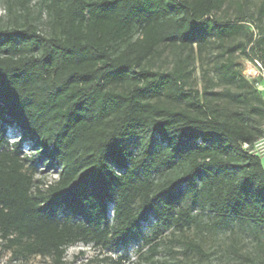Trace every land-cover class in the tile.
<instances>
[{
    "label": "trees",
    "instance_id": "1",
    "mask_svg": "<svg viewBox=\"0 0 264 264\" xmlns=\"http://www.w3.org/2000/svg\"><path fill=\"white\" fill-rule=\"evenodd\" d=\"M5 1L16 15L32 0ZM224 4L37 0L44 29L0 26V241L12 258L64 264L71 246L116 252L132 240L159 264L161 235L197 210L212 229L264 233V168L249 150L259 132L186 89L207 31L241 30L213 20ZM164 49L173 67L153 72Z\"/></svg>",
    "mask_w": 264,
    "mask_h": 264
},
{
    "label": "rangeland",
    "instance_id": "2",
    "mask_svg": "<svg viewBox=\"0 0 264 264\" xmlns=\"http://www.w3.org/2000/svg\"><path fill=\"white\" fill-rule=\"evenodd\" d=\"M38 12L37 0L31 1L27 11L17 9L16 15L8 13L6 1L0 0V26L35 22L44 29L47 16L43 13L39 18ZM213 20L239 21L241 30L222 40L207 31L201 51L194 49L186 89L197 93L200 102L219 118L232 120L241 116L257 129L259 138L249 150L259 157L264 168V0H225L222 11ZM173 62L170 50L164 49L150 68L153 72L169 73ZM156 97L164 98L162 93ZM51 173L41 178L47 182L55 179ZM188 204L189 200L184 199L183 205ZM194 214L197 217L193 216L182 230L171 227L164 231L155 261L159 264H264V233L259 227L234 223L228 229H212L208 226L210 215L199 210ZM189 245L201 252L190 249ZM138 249L132 240L116 252H100L77 244L66 250L64 264H115L120 257L124 259L121 264H150L138 258L146 248ZM0 264H51V261L40 257L14 259L0 241Z\"/></svg>",
    "mask_w": 264,
    "mask_h": 264
},
{
    "label": "built area",
    "instance_id": "3",
    "mask_svg": "<svg viewBox=\"0 0 264 264\" xmlns=\"http://www.w3.org/2000/svg\"><path fill=\"white\" fill-rule=\"evenodd\" d=\"M247 147H248L247 145H244V148H245V149H246ZM54 176H56V174H54ZM55 178H56V177H55ZM50 182H51V180L48 181L47 184L50 183Z\"/></svg>",
    "mask_w": 264,
    "mask_h": 264
}]
</instances>
